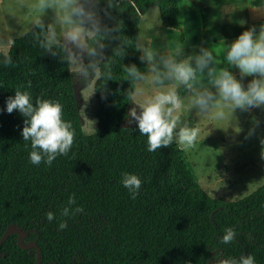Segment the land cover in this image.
<instances>
[{"label":"trees","instance_id":"16d2710c","mask_svg":"<svg viewBox=\"0 0 264 264\" xmlns=\"http://www.w3.org/2000/svg\"><path fill=\"white\" fill-rule=\"evenodd\" d=\"M95 1L101 31L87 40L101 42L103 58L93 135L83 130L68 49L62 43L41 47L49 38L44 23L13 41L11 64L0 62V239L11 225L22 229L28 234L23 245L36 243L42 264H214L248 255L264 264V186L238 201L215 200L175 140L149 152L137 125L123 126L139 81L126 69L135 65L143 76L149 69L139 47L141 18L154 6L164 29L179 30L177 0ZM199 6L209 28L212 9ZM18 88L34 105L38 99L59 102L75 130L71 150L51 166L31 163V141L22 136L26 117L7 113V99ZM177 92L184 99L189 89L181 85ZM123 173L142 180L135 199L122 184ZM73 194L76 204L69 205ZM77 206L84 211L71 215ZM65 207L68 217L61 215ZM63 221L66 229L58 227ZM227 228L236 236L224 244ZM0 264H37V249H23L12 234L0 247Z\"/></svg>","mask_w":264,"mask_h":264},{"label":"rangeland","instance_id":"374dc122","mask_svg":"<svg viewBox=\"0 0 264 264\" xmlns=\"http://www.w3.org/2000/svg\"><path fill=\"white\" fill-rule=\"evenodd\" d=\"M82 2L87 4V0ZM177 2V18L181 23L179 30L164 29L159 10L154 6L141 18L139 47L149 69L144 74L145 78L136 84L135 92L139 90V93L134 100L132 99L130 108L135 106L137 111L140 104L148 102L158 92L166 91L175 84L174 81L165 80L161 85L152 79L153 65L161 71L164 70L162 58L171 55L177 62L189 60L195 66V57L200 54L201 49H207L215 57L210 67L216 68L217 71L224 68L233 72L235 76H240L239 69L230 66L225 59L227 48L243 31L252 26L259 29V26L264 24V6L259 8L264 0H177ZM38 3L39 0H5V5L0 6V48L5 53L0 57V62L4 63L6 57H9L12 41L26 35L37 24V20L47 26L48 36L51 28L55 32L53 43L64 44L69 51V57L75 55L77 58L75 64L69 60L81 122L85 134L93 135L98 125L94 85L99 73L92 74L90 71L85 81L78 75L76 69L80 64L87 66L90 62L96 63L99 68V62L103 58L101 42L93 40L89 43L87 40L85 49H77L65 39L66 25L61 23V13L56 8H48L41 12ZM200 4L212 9L209 28L203 27ZM95 11L101 26L96 1ZM91 38L93 36L87 39ZM8 41L11 42L9 50L6 48ZM88 49H95L97 55L88 56ZM148 52H152L154 56L151 62L146 58ZM207 72L208 69H205L203 74L197 73L199 79L194 89H189L188 96L181 99L183 107L179 112L180 121L176 132L178 133L179 128L184 126L200 129L196 147L186 151L188 162L201 187L210 197L223 202H234L246 198L264 186V159L261 158V152L264 150V145L261 144V140H264V107L253 108L251 111L225 108L224 119H216L214 110L202 113L192 105V99L196 91H203L205 88L215 94L216 90L209 83ZM254 78L245 77L243 79L245 86ZM253 118L260 121V126L254 136L245 139L249 129L253 127ZM134 125L136 124L129 125L127 119L123 122L124 127ZM174 140L176 142L175 136Z\"/></svg>","mask_w":264,"mask_h":264},{"label":"clouds","instance_id":"9594fccd","mask_svg":"<svg viewBox=\"0 0 264 264\" xmlns=\"http://www.w3.org/2000/svg\"><path fill=\"white\" fill-rule=\"evenodd\" d=\"M262 6L264 3H261L259 8ZM38 7L41 12L48 8H56L61 13V23L66 25L65 39L74 44L77 49H85L87 38L101 31L100 21L95 11V0H87V4L82 0H39ZM104 14L108 15L106 11ZM37 25L43 27L39 20H37ZM54 40L55 32L50 28L47 44H42L41 47L50 50ZM87 52L90 57L97 55L95 49H88ZM146 58L151 62L154 59L153 53L148 52ZM69 59L72 63H77L75 55H71ZM225 59L230 66L239 69V79L227 69L221 68L217 71L216 68L210 67L215 57L207 49H201L200 54L195 57V66L189 60L177 62L171 55L162 58L163 71L155 65L152 66L154 73L152 79L157 84L163 85L165 80L174 81L175 84L166 91L158 92L148 102L140 104L139 111L134 106L128 112L127 123L129 125L135 123L140 134L147 137L149 152L171 146L174 136L177 145L182 150L188 151L196 147L200 135L198 127L184 126L179 128L178 133L176 132L180 121L179 112L183 107L177 87L183 85L187 89H194V85L199 79L197 73L203 74L205 69H208L209 83L216 92L214 94L208 88L196 91L192 105L202 113L214 110L216 119H224L225 108L251 111L253 108L264 107V24H261L259 29L252 26L243 31L228 46ZM11 62V57H6L5 63L11 64ZM76 71L86 81L90 71L92 74H98L99 68L96 63L90 62L87 66L80 64ZM126 71L136 80L145 78L135 65L127 68ZM245 77H255L247 84L246 88L242 83ZM28 87H31V81H29ZM138 93L139 90L130 93L133 100ZM6 110L9 114L18 110L26 117L22 136L24 141H31L33 150L30 153V161L32 164L39 165L44 162L51 166L57 156H66L71 150L75 130L72 128L71 122L63 119V108L59 102L38 99L34 105L30 93L18 88L14 97L10 96L7 99ZM259 126L260 121L253 118V127L249 129L245 139L254 136ZM261 144L264 145V140H261ZM261 158L264 159V150L261 152ZM122 176L123 186L135 199L142 186V180L135 174L123 173ZM68 204H76L74 194L69 198ZM83 211L82 206H77L71 210V215ZM46 215L49 222L55 218L51 211ZM61 215L68 217L70 208L65 207ZM67 226V222L63 221L58 227L66 229ZM235 236V229L227 228L221 243L229 244L235 239ZM216 264H256V260L254 256L248 255L242 256L239 260L220 258Z\"/></svg>","mask_w":264,"mask_h":264},{"label":"water","instance_id":"95a60500","mask_svg":"<svg viewBox=\"0 0 264 264\" xmlns=\"http://www.w3.org/2000/svg\"><path fill=\"white\" fill-rule=\"evenodd\" d=\"M12 234H17L18 235V244L20 247L23 249H28V248H35L37 249V264H42L41 263V250L39 246L36 243L30 242L27 245H23V239L28 237V234L25 233L22 229L16 227L15 225L9 226L7 232L1 237L0 239V247L7 241L10 235ZM216 264V263H214Z\"/></svg>","mask_w":264,"mask_h":264},{"label":"crops","instance_id":"0c3cea01","mask_svg":"<svg viewBox=\"0 0 264 264\" xmlns=\"http://www.w3.org/2000/svg\"><path fill=\"white\" fill-rule=\"evenodd\" d=\"M4 5H5V0H0V6H4ZM8 14H10V11L8 12ZM12 42H13V41H12ZM10 43H11V42L8 41V44H7V47H6L7 50H9V49H8V48H9L8 46L10 45ZM11 44H12V43H11ZM6 48H5V49H6ZM10 50H11V49H10ZM3 54H5V53H4V52L1 50V48H0V57L3 56ZM7 54H8V53H7ZM9 54H10V52H9ZM9 54H8V56H9Z\"/></svg>","mask_w":264,"mask_h":264}]
</instances>
